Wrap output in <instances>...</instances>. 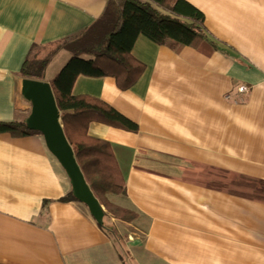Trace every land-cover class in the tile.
Returning <instances> with one entry per match:
<instances>
[{
    "label": "crops",
    "instance_id": "0c3cea01",
    "mask_svg": "<svg viewBox=\"0 0 264 264\" xmlns=\"http://www.w3.org/2000/svg\"><path fill=\"white\" fill-rule=\"evenodd\" d=\"M187 1L204 13L216 53L139 36L132 54L146 69L132 88L80 76L73 89L139 126L88 129L111 144L125 180L107 200L135 219H116L99 200L101 226L71 197L42 134L2 133L0 264H264V0ZM107 2L0 0L1 122L31 112L18 73L32 45L83 32ZM242 84L247 101L226 100Z\"/></svg>",
    "mask_w": 264,
    "mask_h": 264
},
{
    "label": "trees",
    "instance_id": "16d2710c",
    "mask_svg": "<svg viewBox=\"0 0 264 264\" xmlns=\"http://www.w3.org/2000/svg\"><path fill=\"white\" fill-rule=\"evenodd\" d=\"M205 19L204 13L187 0H108L103 15L83 32L49 47L32 45L18 73L21 80L46 81L52 57L62 50L69 53L70 60L50 86L64 133L87 184L106 211L118 220L132 222L136 217L106 198L108 193H123L125 180L111 144L91 137L88 129L97 122L136 133L139 126L100 98L74 95V85L80 76L112 77L120 90L132 88L146 69L132 54L139 36L158 45L173 43L177 50L191 47L213 55L217 46L209 39ZM2 133L15 138L41 134L27 128L26 116L12 122L0 121Z\"/></svg>",
    "mask_w": 264,
    "mask_h": 264
},
{
    "label": "water",
    "instance_id": "95a60500",
    "mask_svg": "<svg viewBox=\"0 0 264 264\" xmlns=\"http://www.w3.org/2000/svg\"><path fill=\"white\" fill-rule=\"evenodd\" d=\"M21 94L31 103V112L26 119L27 128L43 135L49 151L60 162L71 181L74 198L87 205L96 221L103 226L105 211L87 184L66 138L50 83L25 79L22 81Z\"/></svg>",
    "mask_w": 264,
    "mask_h": 264
},
{
    "label": "rangeland",
    "instance_id": "374dc122",
    "mask_svg": "<svg viewBox=\"0 0 264 264\" xmlns=\"http://www.w3.org/2000/svg\"><path fill=\"white\" fill-rule=\"evenodd\" d=\"M64 57H66L67 59L69 58V53L64 51V50L63 51H59L58 53H56L52 57V61H51L50 65L48 66V69L46 71V77H48L49 79L53 80L57 76V74L60 72L62 67L67 62V61H63ZM18 97L21 100V102H23L25 104V106H24L25 108H29V109L31 108V105L28 102H26L25 100L22 99L20 93H18ZM106 225H108L107 222H106Z\"/></svg>",
    "mask_w": 264,
    "mask_h": 264
},
{
    "label": "built area",
    "instance_id": "2783aa9c",
    "mask_svg": "<svg viewBox=\"0 0 264 264\" xmlns=\"http://www.w3.org/2000/svg\"><path fill=\"white\" fill-rule=\"evenodd\" d=\"M250 94V88L242 84L236 89H233L230 93H228L225 98L228 101H232L236 104L245 103L248 99V95Z\"/></svg>",
    "mask_w": 264,
    "mask_h": 264
}]
</instances>
